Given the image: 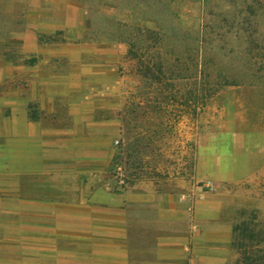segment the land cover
<instances>
[{
	"label": "rangeland",
	"instance_id": "1",
	"mask_svg": "<svg viewBox=\"0 0 264 264\" xmlns=\"http://www.w3.org/2000/svg\"><path fill=\"white\" fill-rule=\"evenodd\" d=\"M159 1L0 0V130L25 110L51 126L41 108L63 92L65 125L70 109L95 117L106 184L121 167L124 192L154 189L215 211L237 226L225 264H264V169L217 162L221 151L237 159L264 146V0H165L166 14ZM6 143L0 134V197L32 189L5 170ZM6 210L0 203L4 225ZM4 230L0 240L24 241ZM13 252L23 251L0 257Z\"/></svg>",
	"mask_w": 264,
	"mask_h": 264
},
{
	"label": "crops",
	"instance_id": "2",
	"mask_svg": "<svg viewBox=\"0 0 264 264\" xmlns=\"http://www.w3.org/2000/svg\"><path fill=\"white\" fill-rule=\"evenodd\" d=\"M53 94L55 102L41 109L54 115V124L46 126L40 114L25 110L12 115L15 123L6 133L0 130L7 138L1 160L5 170L32 187L0 197L10 221L0 226L9 235L25 236L24 241L0 240V250L23 251L0 257V264H225L237 226L222 222L215 211L198 206L192 211L183 196L110 189L114 184H106L104 177L110 160L96 148L93 113L70 109L65 125L58 101L64 93ZM234 154L218 153V169H229L235 160L248 167L250 176L264 169V146L237 159Z\"/></svg>",
	"mask_w": 264,
	"mask_h": 264
},
{
	"label": "built area",
	"instance_id": "3",
	"mask_svg": "<svg viewBox=\"0 0 264 264\" xmlns=\"http://www.w3.org/2000/svg\"><path fill=\"white\" fill-rule=\"evenodd\" d=\"M112 178L115 181L116 187H118L121 190H124L125 187L127 186V177L125 175L124 170L121 167H118L114 173L112 174Z\"/></svg>",
	"mask_w": 264,
	"mask_h": 264
},
{
	"label": "trees",
	"instance_id": "4",
	"mask_svg": "<svg viewBox=\"0 0 264 264\" xmlns=\"http://www.w3.org/2000/svg\"><path fill=\"white\" fill-rule=\"evenodd\" d=\"M159 3H161V7L160 8L162 9V13L163 12H164V14H166L168 12L171 13V10H170L171 5H170V3H167L165 0H160ZM148 33L153 34V35L155 34L154 31H148ZM249 76L250 75L248 73L239 75V77H240L239 82L235 81V82H233V85H238V84L240 85V84H242V82H246L247 79H249ZM256 79L259 80L258 77H256Z\"/></svg>",
	"mask_w": 264,
	"mask_h": 264
}]
</instances>
